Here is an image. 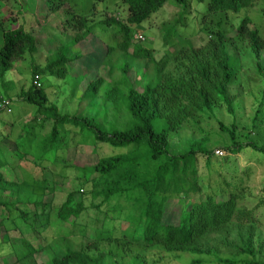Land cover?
Here are the masks:
<instances>
[{
  "label": "trees",
  "instance_id": "16d2710c",
  "mask_svg": "<svg viewBox=\"0 0 264 264\" xmlns=\"http://www.w3.org/2000/svg\"><path fill=\"white\" fill-rule=\"evenodd\" d=\"M67 1L45 0L48 13L55 14L63 23V30L70 33L68 37H72L68 43L58 44L42 66L34 61L38 39L23 25H16L17 14L10 8L0 10L2 87L9 83L12 72L17 71L27 56L33 58L30 83L20 86L15 99L12 101L6 93L0 92V97L8 98L11 104L17 102L32 109L31 118L15 135L11 129L17 123L16 119L8 122L3 119L4 113L0 116L3 141L15 142V151L12 152L0 142V264H37L36 256L40 253L50 256L51 260L46 264H98L104 257L103 254L92 256L85 246L77 249L70 240L74 231L68 223L85 210L84 202L75 199L79 190L68 192L65 201L55 207L49 202L21 196L22 180L5 178L6 169L14 170L18 162L30 158L35 167L31 184L43 191L54 192L58 184L65 183V179L57 174L53 179L47 178L42 163L52 152L62 149V145L68 148L91 146L96 151L106 146L111 150L106 155L95 152L98 157L93 164L81 163L76 160L77 156L71 162V168L79 174L80 186L87 190L81 189V192L85 195L90 188L91 205L100 212L105 208L91 244L110 238L104 229L107 221L123 219L135 226L142 224V242L148 248L162 247L168 253L207 255L213 264H264L254 259L249 237L242 246L229 245L237 252L234 257H221L207 245L203 248L204 241L211 234L228 227L234 216L241 214L234 213L237 198L236 195L225 200H216L211 195L204 200L199 198L203 194L199 159L204 158L209 167L215 152L207 145L208 140H191L178 147L171 138L189 118L211 112L215 105H225L228 113L234 114L235 97L230 93V87L235 72L229 45L244 44L254 58L258 74L264 77V40L257 29L250 27L248 16L239 19L233 38H229L222 27L208 25L212 16L239 14L253 6L255 0H202L206 3V12L201 17V31L209 40L197 49L188 42L170 46L178 28L191 12L189 0H112L115 6H126L123 14V9H120L121 13L115 8L116 12H112L109 0H92L89 9L81 0L78 11L72 0L69 1L70 8H64ZM101 2L103 5L99 7ZM168 4L177 6L180 12L177 19L161 30L165 48L171 49L157 60L156 49L145 46L146 37L136 27ZM101 11L105 12V18L97 25L108 29H105L106 35L97 39L100 48L91 45L90 49L86 48L80 43L87 44V40H92L96 23H89ZM138 34L144 36V41L137 39ZM68 45H80L86 52L71 57ZM172 61L176 63V73H164ZM133 62L145 68L151 66V77L140 81L138 70H134L136 79L131 80L129 71ZM103 69H107L108 79L101 75ZM45 74L60 79L68 74L76 76L85 84L81 90L84 101L92 102L102 94L111 105L110 112L103 116V123L94 116L61 111L42 85L41 76ZM36 75L40 77L39 86L34 85ZM258 107L254 122L261 119L264 112V96ZM47 124L51 127L48 132H43ZM218 125L230 139L227 147L230 152L251 148L264 155V144L237 140L238 128L234 122L225 126L218 121ZM6 151L9 155L4 153ZM11 154L15 159L9 164ZM173 195L179 197V202L189 196L197 197L190 208L177 212L176 221L167 216V213H175L168 211ZM12 231L21 235L25 231L37 239L43 233L49 232V235L41 238L42 242L36 248L23 237L19 248L11 241ZM60 252L63 255L56 256ZM190 264H204V260L194 258Z\"/></svg>",
  "mask_w": 264,
  "mask_h": 264
},
{
  "label": "rangeland",
  "instance_id": "374dc122",
  "mask_svg": "<svg viewBox=\"0 0 264 264\" xmlns=\"http://www.w3.org/2000/svg\"><path fill=\"white\" fill-rule=\"evenodd\" d=\"M69 1L65 3L64 8H70L71 2L69 3ZM72 1L76 2L75 10L78 11L81 0ZM111 1L109 0V9L112 12L117 10V12L121 13L120 9H123L125 12L123 11L122 14L126 13L125 5L121 4L118 7ZM82 2H84V7L88 9L92 5V0H83ZM44 3L45 0H15L10 2L0 0V10L10 8L17 14L16 25H23L38 39L39 46L38 51L34 55V61L40 66L44 65L46 58L56 51L58 44H66L72 37V35L68 37L70 33L63 30V23L59 22L57 16L48 13ZM102 5V2L99 3V7ZM189 9L191 11L190 14L187 15L183 25L178 26V34L170 46L188 42L193 48L197 49L204 46L209 40L208 35L201 31V17L206 12V3H203L202 0H189ZM179 12L180 9L177 6L168 4L153 14L147 21L136 27V30L143 33L146 37L145 46L156 49L155 57L157 60L162 59L168 53V49H171V47L165 48L161 30L164 25L166 26L170 22L172 23L174 19H177ZM65 16L63 15V17ZM244 16H248L251 19L250 27L257 29L264 40V0H255L253 6L242 10L239 14H216L209 18L208 25L211 28L222 27L228 37L233 38L237 32V23ZM104 18L105 12L101 11L95 14V17L89 23V25L96 23L92 31L93 38L92 40H87V44H80L89 49L90 45L100 48V43L97 39L100 37L104 38L106 35L104 33L105 29H108L104 25L97 24ZM89 38L87 37V39ZM90 41H93V43ZM229 50L233 56L232 62L235 72L230 87V93L235 97L234 114L228 113L225 105H215L211 112H203L189 118L171 138L172 142L177 144L178 147H183L191 140H208L207 145L215 152V157L211 160L209 167L205 164L204 158L199 159V173L203 185V194H200L199 198L204 200L208 195L215 197L216 200H225L230 195H236L237 198L234 213L241 214L234 216L231 225L217 233L211 234L204 241L203 248L205 249L207 245L221 257H234L237 252L229 248V245L242 246L249 237L253 243L254 259L264 262V155L251 148H245L238 153L230 152L227 149L231 143L230 139L226 133L220 130L218 125V121L225 126H230L234 122L238 128L237 140L243 142L252 141L258 145L264 144V112L261 119L254 122L256 111L260 108L258 107L259 103L264 96V77L258 74L254 58L244 44L234 43L229 45ZM82 51L86 52L80 45H68V54L71 57L78 55ZM32 59L27 56L23 63L18 65L17 71L15 73L12 72L10 79L12 83L9 81L3 87L0 84V92L6 93L12 101L18 94L20 86L30 83ZM262 60L264 63V51ZM133 65V68L129 71L131 80L134 81L136 79L134 70H138L140 81L151 77L153 72L151 66L148 65L149 67L145 68L143 65L134 64V62ZM74 66L75 68L77 67V65ZM175 67L176 63L174 61L170 62L164 69V73L174 75L176 73ZM101 75L108 79L107 69H103ZM41 81L47 90L50 100L57 103L59 109L64 113L94 116L98 122L103 123V116L107 111L110 112L111 105L107 103L102 94H99L92 102L81 99V90L85 84L78 80L76 76L68 74L64 79H60L45 74L41 76ZM4 88H6V91ZM9 110V112L4 113L3 119L8 122L16 119L15 122L17 123L11 129L13 135H15L31 118L32 109L28 105L12 102ZM2 124L3 121L0 120V127ZM50 127L47 124L43 132H48ZM0 142L7 147L9 152L15 151V142L13 140L3 141L1 131ZM8 151L4 153L9 155ZM95 152L106 155L111 150L106 146H102L96 151L91 146L77 148L69 146L68 148L62 145V149L48 155L46 161L42 163L46 169L44 175L49 179H53V176L57 174L62 175L65 179V183L58 184L54 192L43 191L31 184L30 180L35 167L30 163V158L27 161L18 162L14 170L6 169L5 178L14 181L22 180L21 196H29L37 201L49 202L55 207H59L65 201L68 192L79 190L75 195V199L84 202L85 210L76 220L68 223L69 228L74 231V235L70 237V240L77 249L85 246L86 251L94 257H99L103 254L104 257L99 260L98 264H190L194 258L203 259L204 264H213L211 262L212 258L207 255L168 253L162 247L148 248L142 242V224L135 226L123 219L117 222L107 221L104 229L110 234V238L91 244V242H94L92 240L95 237L93 236L94 230L101 225L100 221L103 220L105 208L100 212L91 205L90 188L85 195L81 192V189L87 190L80 186L81 183L78 181L79 174L75 169L71 168V162L75 161L77 156L76 160L81 163L93 164L98 157ZM14 159L13 156L9 158V164H12ZM178 199L179 197L176 195L170 196L168 211L175 212L167 213L170 220L176 221L177 212L180 209L190 208L193 201L197 200V197L189 196L181 199V202ZM48 235L49 232L43 233L41 238L44 239L43 237ZM23 237H26L35 248L42 242L40 237L37 239L35 236H29L25 231L22 232V235L18 231L10 232L11 241L19 248H21ZM62 255V252L56 254L58 257ZM243 257L245 256H238V258ZM49 260H51L50 256L47 257L44 253L36 256L37 264H46Z\"/></svg>",
  "mask_w": 264,
  "mask_h": 264
},
{
  "label": "built area",
  "instance_id": "2783aa9c",
  "mask_svg": "<svg viewBox=\"0 0 264 264\" xmlns=\"http://www.w3.org/2000/svg\"><path fill=\"white\" fill-rule=\"evenodd\" d=\"M137 39L141 40V41H144V36L141 35V34H138L137 36ZM34 85L36 86H39L40 85V77L39 76H35L34 77ZM10 106H11V102L8 98L6 97H0V116L3 114V113H6V112H9L10 110ZM221 153V152H220Z\"/></svg>",
  "mask_w": 264,
  "mask_h": 264
},
{
  "label": "crops",
  "instance_id": "0c3cea01",
  "mask_svg": "<svg viewBox=\"0 0 264 264\" xmlns=\"http://www.w3.org/2000/svg\"><path fill=\"white\" fill-rule=\"evenodd\" d=\"M5 120V119H4Z\"/></svg>",
  "mask_w": 264,
  "mask_h": 264
}]
</instances>
